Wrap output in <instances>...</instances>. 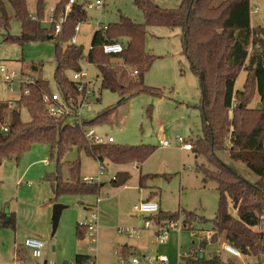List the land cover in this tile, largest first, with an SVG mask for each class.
I'll return each instance as SVG.
<instances>
[{
  "label": "rangeland",
  "instance_id": "374dc122",
  "mask_svg": "<svg viewBox=\"0 0 264 264\" xmlns=\"http://www.w3.org/2000/svg\"><path fill=\"white\" fill-rule=\"evenodd\" d=\"M59 1L41 0L46 14L42 18L46 25L49 24V8L55 7ZM151 1L166 9L177 8L181 3V0ZM3 2L10 17L8 32L15 36L20 35L21 23L16 19L12 5L7 0ZM38 2L39 0H27L32 15L38 12ZM101 2L100 6L86 7L88 17L80 22V29L76 33L85 57L99 24H114L123 16L137 23L144 22V15L135 0ZM250 2L252 23L255 26H264V0ZM71 7L66 3L62 11L68 15ZM8 32L0 31V65L3 64L8 72L22 74V65L30 64L27 69L24 68L27 71L25 76L42 77L48 81L50 89L55 91V40L21 45L16 41H5L4 35ZM144 48L154 56L152 65L143 75L144 84L153 90L136 93L124 100L117 92L101 89L97 66L86 59L81 61V70L87 71L86 79L95 90L93 101L88 108L82 109V115L91 120L104 109L116 107L113 120L95 125V133L105 139L113 136L117 144H149L154 146L153 152L141 165L124 164L126 166L123 167L128 169L131 176L120 186H114L110 182L120 167L118 164L105 160V168H101V162L83 150L78 152L73 149L67 152L58 173L56 160L50 158L51 147L48 143H35L19 161L6 159L0 164V215L3 216L0 220H5L7 213L14 212L16 226H5L0 221V264L13 262L16 248L22 249L29 264L44 261L60 264L64 260L73 263L77 253L91 254L95 264H125L124 259L132 257L138 258L142 264H155L160 255L168 258V264H180L181 257H187L190 252L200 248H203L204 255H217L225 264H264V255H243L240 258L229 256L223 249L226 242L213 236V219L218 209L220 192L214 181H204L202 168L214 169V162H209L194 147L192 150H185L183 143L177 140L181 136L191 142L203 135L198 108L201 95L199 79L184 54L181 29L148 26ZM112 61L117 64L122 62L120 59ZM32 64L39 68L34 70ZM128 72L131 77L136 75L132 68ZM71 73L72 71H68L67 74ZM245 75L246 72L239 74L236 87H242ZM19 78L18 76L14 81L8 82L0 77V101L7 106L1 112L7 122L11 114L8 111L14 106L18 107L16 99L21 96ZM260 104V97L256 93L251 105L260 107ZM21 117L24 121L29 120V114L24 107L21 108ZM164 140L169 141V145H163ZM217 156L245 177L256 178L244 163L232 159L228 150L218 151ZM78 159L81 162V180L85 175L98 179L97 182L102 184L99 194L64 193L55 196L51 185L53 180L48 179L47 175L57 174L64 180L68 179V165ZM141 174H152V177L145 180L144 186L140 184ZM147 195H153V199L160 206L159 211H179V218L169 221H178L177 226H170L167 231L168 238L164 242L157 240V232L166 221H159L158 213L141 214L133 209ZM55 204L66 207L61 213L56 231L52 233ZM89 204H94L93 210H97L99 218L95 241L88 230L82 237L77 235V224L86 223L90 219L92 209L88 208ZM181 208L198 215L193 228L183 227L184 216ZM229 210L236 215L231 204ZM146 221L151 224L146 226ZM119 228L137 229L138 235L119 233ZM31 237L44 241L39 259L34 258L31 250L24 245ZM126 244L133 249L124 256L122 249Z\"/></svg>",
  "mask_w": 264,
  "mask_h": 264
},
{
  "label": "trees",
  "instance_id": "16d2710c",
  "mask_svg": "<svg viewBox=\"0 0 264 264\" xmlns=\"http://www.w3.org/2000/svg\"><path fill=\"white\" fill-rule=\"evenodd\" d=\"M13 7L16 19L21 23L20 35L8 32L10 17L5 3L0 0V31L6 30L5 41H16L23 45L27 42L51 40L56 44V69L54 79L57 91L68 104L78 105L81 100L79 83L72 79V73L81 70V61L93 63L100 73L101 89L117 92L122 100L136 93L152 88L144 84L143 75L153 63L154 56L144 48L148 26H167L179 28L182 32L183 51L193 73L199 79L200 101L198 104L203 135L191 141L192 149L203 154L215 168L203 167L204 181L212 180L220 192L218 209L213 219V236L238 249L242 255H264V26H252L250 0H181L174 9H166L151 0H135L144 15V22L137 23L122 17L117 23L94 31L87 57L81 45L70 43L75 26L87 19L84 3L75 2L62 24L61 32L56 34L54 23L43 22L45 12L38 2V12L32 15L27 0H7ZM69 0H60L55 6L54 17L58 18ZM46 15V14H45ZM35 16V17H34ZM110 42H120L121 53H105L103 46ZM112 59H120L117 64ZM21 75H26L22 65ZM126 66H129V68ZM36 70L38 65L32 64ZM137 71L134 77L129 70ZM27 69V68H26ZM68 71H72L68 75ZM246 72L241 88L236 87L240 73ZM21 86L18 107L11 110L9 121H4L0 110V164L6 159L20 160L22 155L35 143H48L51 147L50 158L56 160L58 170L64 155L76 149L85 151L101 162L137 163L141 165L150 156L154 146L149 144L122 145L117 143H95L86 136L85 128L113 120L116 107L99 112L93 119H86L83 126L72 124L69 114L50 115L43 98L51 94L48 81L34 77V81ZM25 88L29 89L24 94ZM131 88L136 89L132 91ZM84 90V89H83ZM82 90V91H83ZM138 91V92H137ZM260 97V107H252L253 96ZM72 98L69 100V98ZM235 99V101H234ZM69 100V101H68ZM4 104L0 103V108ZM29 114V120L21 117V108ZM7 124L5 131L2 126ZM228 150L232 159L241 161L256 175L249 179L222 161L218 151ZM70 176L64 180L61 175H47L55 196L64 193L87 195L99 194V182L88 183L81 180V162H71ZM55 173V172H54ZM131 174L120 170L110 182L114 186L125 184ZM54 177V178H53ZM152 174H141L140 184ZM236 215L229 210V205ZM179 211H159V221L165 223L179 218ZM185 228H193L198 215L182 209ZM3 225L15 227V213H7ZM3 218V217H2ZM196 219V220H195ZM87 232L84 223L77 224V235ZM202 240V242H204ZM203 250V248H201ZM187 264H225L216 255H197L182 257ZM93 260L91 254L77 253L74 264H85ZM69 263L68 264H73ZM58 264V263H35ZM62 264V263H60Z\"/></svg>",
  "mask_w": 264,
  "mask_h": 264
},
{
  "label": "built area",
  "instance_id": "2783aa9c",
  "mask_svg": "<svg viewBox=\"0 0 264 264\" xmlns=\"http://www.w3.org/2000/svg\"><path fill=\"white\" fill-rule=\"evenodd\" d=\"M75 2L76 0H69V3H68L69 7H71V5ZM101 4H102L101 0H95L94 3L85 2L83 4V8L85 9L86 7L90 8V7H93L94 5L100 6ZM54 13H55V7L54 6L50 7L47 21L49 23H54L55 33L58 34L61 32L62 24L66 20L67 15L63 11L58 18H55ZM103 26L107 27V25H103ZM79 29H80V22L74 28L75 33L72 36L70 43H74V44L78 43V38H77L76 33L79 31ZM103 50L105 53H108V54L121 53L124 50V47H123V44L120 42H110V43H106L103 46ZM136 72L137 71H135V73ZM0 74L2 76V79L8 82L14 81L15 78L19 76L20 78L18 82L20 85H26L34 81V77H31V76L26 77L15 71L8 72L7 68L3 64L0 65ZM20 75L23 77H21ZM87 75H88L87 71H82V70L72 73V79L79 83V90L82 92L81 100L78 105L73 104L70 106L67 100H65L57 91H54L51 94L44 95L43 100L46 103L47 111L50 115L60 116L63 114H69L70 115L69 121L72 124H78L80 126H83V122L86 120V118L82 115V109L88 108L90 106L91 102L93 101L92 96L95 95V90L92 88L90 81L86 79ZM28 93H29V89L25 88L24 94H28ZM71 99L72 98L70 97L69 100ZM9 104H12V101H9ZM2 129L6 131L8 129L7 124H4L2 126ZM85 132H86V136L88 137V139L95 143L102 144V143H114L115 142V139L113 136H108L105 139L102 136L97 135L95 133V129L93 126L86 127ZM177 140L183 143V148L185 150H192L191 142H188L185 138L181 136H178ZM163 145L165 146L169 145V141L164 140ZM83 180L88 183H94L98 181V179L92 176H84ZM133 209L136 212L141 213V214L158 213L160 210L159 204L157 202L150 201V200H142L141 202L135 204L133 206ZM2 217L3 216L0 215V218ZM98 220L99 218H98L97 210H93V207H92V212L90 214L89 221H87L86 223L84 222L83 223L86 226L87 230L90 232V234L93 236V241L96 240L94 236H95V232L98 227ZM149 221L145 222L146 226H149L151 224ZM177 223L178 221L171 222L169 224L165 223L162 226H160V229L157 232V240L160 242L166 241L168 238V235H167L168 229L170 228V226H177ZM118 231L119 233L126 234V235H131V236L138 235L137 229L119 228ZM24 245L25 247L31 250L34 258L39 259L42 256V249L44 247V241L41 240L40 238H37V237L28 238L25 241ZM224 249L234 257L240 258L243 256L242 253L238 249H236L235 247H233L232 245L228 243L224 244ZM201 253H202V249L200 248V249H197L191 252L189 257H196L197 255H201ZM167 261H168V258L165 255H160L157 257V262L155 264H167ZM124 262L125 264H142L141 261L136 257H132L130 259H124ZM181 262L182 263L180 264H187L186 261L184 260H182ZM6 264H29V263L16 257L13 262H8ZM85 264H95V263L93 260H90L89 262Z\"/></svg>",
  "mask_w": 264,
  "mask_h": 264
},
{
  "label": "crops",
  "instance_id": "0c3cea01",
  "mask_svg": "<svg viewBox=\"0 0 264 264\" xmlns=\"http://www.w3.org/2000/svg\"><path fill=\"white\" fill-rule=\"evenodd\" d=\"M76 2H78V3H81V2H79L78 0H76ZM83 3H85V2H83ZM252 26H255L253 23H252ZM0 77L2 78V76H1V74H0ZM16 101H18L17 99H16ZM0 103H2L1 101H0ZM17 104H18V102H16ZM4 104V106H3V108H0V110L3 112L4 110L3 109H5L4 107L6 106L5 105V103H3ZM7 107V106H6ZM14 108H17L16 106H14ZM13 108V109H14ZM13 109H11V110H13ZM11 110L10 111H8V112H11ZM116 164V163H115ZM126 164H129V163H126ZM120 167L116 170V172L117 171H120V170H124V171H128V169L127 168H125V167H123V166H126V165H124V164H118ZM136 166H138L137 164H136ZM100 167L102 168V166L100 165ZM115 172V173H116ZM129 172V171H128ZM115 173H114V175H115ZM113 175V176H114ZM86 176V175H85ZM99 181V180H98ZM145 200H150V201H154V202H157V201H155V199H153V195H147L146 197H145ZM158 203V202H157ZM94 206V204H89L88 205V208H90V209H92V207ZM159 208H160V206H159ZM224 244V243H223ZM133 249V247H131L130 245H125L124 247H123V249H122V253H123V255L124 256H127L128 254H129V252L131 251ZM223 249H224V247H223ZM225 250V249H224ZM226 251V250H225ZM15 258L17 257V258H19V259H22V260H24V261H28V259L26 258V256L22 253V249H15ZM227 252V251H226ZM191 253V252H190ZM190 253L188 254V256L190 255ZM228 253V252H227ZM229 254V256H231V257H234V256H232L230 253H228ZM203 255H204V250H203ZM208 256H212V255H208ZM236 258H238V257H236ZM182 259V258H181ZM183 260V259H182ZM44 262H47V261H44ZM69 262V261H68ZM37 263V262H36ZM34 264V263H33ZM167 264H168V261H167Z\"/></svg>",
  "mask_w": 264,
  "mask_h": 264
},
{
  "label": "water",
  "instance_id": "95a60500",
  "mask_svg": "<svg viewBox=\"0 0 264 264\" xmlns=\"http://www.w3.org/2000/svg\"><path fill=\"white\" fill-rule=\"evenodd\" d=\"M49 39H53V36H50ZM65 205L62 204H55L53 207V215H52V226H53V230L52 233H54L58 227V223H59V219L61 216V213L63 211V209L65 208ZM45 263V262H44ZM62 264H68L67 260H64L62 262Z\"/></svg>",
  "mask_w": 264,
  "mask_h": 264
}]
</instances>
